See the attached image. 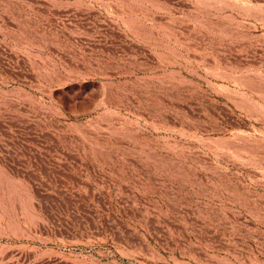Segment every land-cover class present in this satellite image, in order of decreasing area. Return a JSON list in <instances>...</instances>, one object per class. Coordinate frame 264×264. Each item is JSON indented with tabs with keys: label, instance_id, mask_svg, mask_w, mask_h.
I'll return each instance as SVG.
<instances>
[{
	"label": "rangeland",
	"instance_id": "rangeland-1",
	"mask_svg": "<svg viewBox=\"0 0 264 264\" xmlns=\"http://www.w3.org/2000/svg\"><path fill=\"white\" fill-rule=\"evenodd\" d=\"M0 264H264V0H0Z\"/></svg>",
	"mask_w": 264,
	"mask_h": 264
}]
</instances>
